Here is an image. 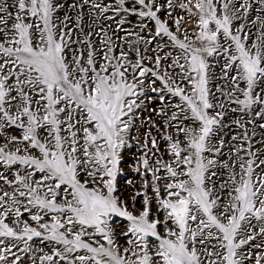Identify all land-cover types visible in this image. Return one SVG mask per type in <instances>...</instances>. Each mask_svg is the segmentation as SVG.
<instances>
[{
	"label": "snow or ice",
	"instance_id": "snow-or-ice-1",
	"mask_svg": "<svg viewBox=\"0 0 264 264\" xmlns=\"http://www.w3.org/2000/svg\"><path fill=\"white\" fill-rule=\"evenodd\" d=\"M61 7L0 0V264H21L14 249L32 253L34 238L52 244L51 254L31 257L34 264H264V253L240 251L264 237V152L248 132L264 119V0H79L71 5L75 28L57 16ZM177 7L191 31L184 15L171 27L159 15ZM109 12L154 22V34L96 32L98 20L115 18ZM93 35L102 36L99 44ZM157 37L174 56L142 55L139 45ZM216 56L224 59L219 76L210 73L208 58ZM146 80L161 82L150 91L177 98L170 113L150 110L165 121L169 160L156 155L151 130L133 135L148 111ZM228 113L238 114L232 123L244 131L221 159L225 142L212 137ZM150 128L161 132L155 121ZM133 141L140 151L132 168L147 179L122 189ZM25 213L34 223L21 219ZM115 217L127 222L119 231Z\"/></svg>",
	"mask_w": 264,
	"mask_h": 264
},
{
	"label": "rangeland",
	"instance_id": "rangeland-1",
	"mask_svg": "<svg viewBox=\"0 0 264 264\" xmlns=\"http://www.w3.org/2000/svg\"><path fill=\"white\" fill-rule=\"evenodd\" d=\"M62 7L58 10L57 16L60 19H63L65 15L70 17V23L69 27L75 28V21L77 19V13L78 9L72 8L71 5L73 3H79V0H59ZM105 2H109V0H105ZM161 4H164L165 0H159ZM175 4H179L180 0H173ZM130 3V0H129ZM166 10L161 11L159 14L162 19L167 20L169 26L171 27L173 24V17H180L182 15L185 16V22L183 23V26L187 28L189 31L192 30L193 24L190 20H188L187 16L181 9L178 7L172 10V15L168 16L166 15ZM259 12V9L256 10V13ZM256 13H250V15H255ZM108 15L114 16V19L104 20L101 18L97 21V25H94L96 32H99V27L103 26L105 30L108 32L109 35H112L115 39L116 37H124L128 32L135 31L140 32L142 36L145 37V39H151V36L154 34L155 27L154 22L151 21H142L138 16H134L131 14H124L120 13L119 15H116L113 12H109ZM120 19H125L126 23L122 26L117 25L116 21ZM147 23V28H145L143 31H141V25L142 23ZM92 24L91 20V13H89L88 9H83V21H82V27L84 28L85 32L90 31L91 29L88 27ZM121 29L119 31H113L114 29ZM175 31V28L172 29ZM124 34V35H121ZM74 36L82 35L80 33L79 29H76V31L73 33ZM102 36L93 35L92 39L96 44H99ZM128 39H136V37H128ZM166 39V38H165ZM75 47V45H73ZM141 48L142 55L145 57H153L155 55L164 56L165 53L172 52L173 56L175 55V52L172 50L171 45H165V42L161 40V38L157 37L156 41H153L151 45L142 43L139 45ZM161 47H163V51H161ZM132 56L134 57L135 54L133 53ZM209 63L211 65L210 73L215 76H219L221 73L222 65L224 64V59L222 57L216 56V57H209ZM169 61L164 60L161 62V70L168 67ZM145 64L148 67H152V63L149 62L147 59L145 60ZM151 79H155L152 77ZM145 91L144 96L146 99L144 100V105L148 109V111H143L139 119L135 121L136 127L139 128V131H136V128H133V135L140 136L141 139L143 138V133L145 131L151 130V134L153 137L157 139L158 147L160 148V152L156 153L158 157H162L163 160H169L168 152H167V141L162 138L164 132H163V125L165 121L161 120L159 116H157L154 112H151L150 110L155 108L157 111H159L161 108H166L167 105L176 103L177 98H173L170 95H168L166 92H159L154 93L150 91L151 87H162L161 82L159 80L156 81L155 85H151L150 80H146ZM213 84L221 83L219 80H214L212 82ZM164 96L165 99L163 101L160 100V97ZM166 110L170 113L172 111L171 108H166ZM151 116V120L148 119V117ZM239 118L238 114L235 113H228L225 116L224 121V127L220 128L215 136L212 137L213 143H215L218 140H223L225 142L224 152L225 155L221 157V159L227 158V152L231 145L236 143L235 141H232V136H239L244 131L243 129L237 127L234 123H232L233 119ZM253 114H249L245 119H252ZM155 121L157 126L161 128V132L158 134L155 129H151L150 126L152 122ZM264 122V119L257 120L256 123L248 125V132L251 134L252 132H255V137L253 138V143L255 148H261V151L264 152V147H261V143L264 142V129L259 128V123ZM168 132H172L173 129L168 128ZM16 134V133H13ZM139 147L133 141L131 145L124 150V162L122 163V167L124 169L123 174L119 177L120 187L122 189H127L129 185H127L126 181L131 180L133 184H135L137 187H140L141 183L143 182V179H147V177H141L140 173H137L133 170L132 164L134 163L135 159L139 156ZM155 151V150H153ZM151 163V161H150ZM218 172H220V169H217ZM39 176V174H37ZM221 177H214V179H220ZM29 213H25L24 216L21 217L22 220H29ZM48 217H45V220H47ZM30 223L31 222L29 220ZM126 221L123 220L120 217H115L113 220V226L116 227L117 231L124 228L126 225ZM255 223V222H253ZM123 242L122 240L120 241ZM12 243V242H9ZM31 243V246L33 248L32 253H22L19 252L18 249H14V251H17L18 254L22 257L21 264H34L33 259L31 258L33 255L36 257H39L45 253L51 254L52 244L47 241H42L40 238H34V240ZM256 245H261V247L257 248ZM21 246H23L21 244ZM40 249H43V252L40 251ZM240 251L246 255L249 256H258L261 253H264V237L257 236L255 240L250 241L249 243L242 246ZM36 264H38V260L36 261ZM60 264H63V262H60ZM243 264H254V260H244Z\"/></svg>",
	"mask_w": 264,
	"mask_h": 264
},
{
	"label": "bare ground",
	"instance_id": "bare-ground-1",
	"mask_svg": "<svg viewBox=\"0 0 264 264\" xmlns=\"http://www.w3.org/2000/svg\"><path fill=\"white\" fill-rule=\"evenodd\" d=\"M121 35H124V34H121Z\"/></svg>",
	"mask_w": 264,
	"mask_h": 264
}]
</instances>
